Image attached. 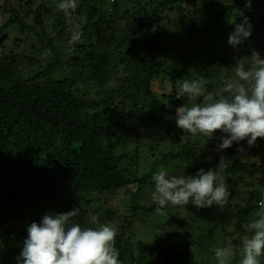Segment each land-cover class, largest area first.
<instances>
[{
    "label": "trees",
    "instance_id": "1",
    "mask_svg": "<svg viewBox=\"0 0 264 264\" xmlns=\"http://www.w3.org/2000/svg\"><path fill=\"white\" fill-rule=\"evenodd\" d=\"M111 1L77 0L76 10L67 14L56 9L60 0H24L20 10L11 3L0 4V264H18L13 256L22 252L31 224L27 217L37 210L48 211L53 203L63 205L65 212L80 208L72 222L85 227L89 225L88 211L97 213L100 220L110 215L101 208L99 212L103 196L134 184L144 188L146 177L137 173L139 158L144 149L152 155L156 148L137 140L136 156L131 157L132 139L139 135L126 126L148 107H157L168 116L155 113L149 118L155 130L161 136L175 134L176 146L185 147L168 155L187 161L180 172L195 175L201 168H215L223 155L229 160L223 173L238 175L241 182L256 177L258 188L247 193L246 207L238 214L225 210L219 217L223 229L235 221L236 237L226 239L234 251V264H239L242 241L250 236L243 226L258 210L264 190V144L252 147L248 157L258 160V154L261 158L254 163L237 151H245V140L233 142L217 155L219 138L224 135L219 130L207 140L177 127L176 108L191 101L186 96L178 99L176 92L184 80L204 77L210 81L208 91L227 95L221 92V74L226 78L234 75L232 57L241 53L249 59L257 51L264 58V0H251V7L245 6L246 0ZM168 13L176 17L164 29L159 23ZM246 17L252 35L234 49L226 43V28L234 31ZM76 27L83 36L70 46L68 40ZM13 32L25 37L30 47L21 50L17 43L18 50H8ZM171 33L173 47H162ZM205 51L208 60L204 62L209 64L198 65ZM170 53L172 60L159 61ZM113 56L121 57L124 64L122 85L118 84L122 78L113 75ZM159 77L172 84L169 92L153 90ZM117 111L124 116L116 120L121 129L115 131L108 125ZM138 120L142 124L145 118ZM156 207H135L133 217L118 226L115 247L119 261L194 264L199 243L195 240L174 244L158 237L152 245L133 240L131 231L138 212H154ZM17 218L24 222L13 227ZM259 259L264 264V254Z\"/></svg>",
    "mask_w": 264,
    "mask_h": 264
},
{
    "label": "clouds",
    "instance_id": "2",
    "mask_svg": "<svg viewBox=\"0 0 264 264\" xmlns=\"http://www.w3.org/2000/svg\"><path fill=\"white\" fill-rule=\"evenodd\" d=\"M77 6V0H60L55 4L57 10L66 14L75 11ZM245 6L251 7V0H246ZM251 35L252 25L246 17L229 34L227 42L235 49ZM82 36L79 27L73 28L68 44L75 45ZM233 72L234 75L227 78L221 74V92L227 95L208 91L206 85L210 81L204 77L184 80L176 92L178 99L186 96L191 101L176 108L177 127L207 140L219 130L224 135L219 138L217 151L244 140L252 146L257 138H264V58L253 51L250 59H236ZM237 151L243 153L244 149ZM228 166L229 160L222 155L215 168L207 171L201 168L195 175L159 169L152 176L151 199L157 205L155 211L163 214L168 205L189 203L197 208L223 206L230 196L227 178L223 175ZM260 197L258 210L243 226L250 236L242 241L239 264H260L259 258L264 254V190L260 191ZM80 210L73 208L64 213L45 214L39 223L32 222L27 228L28 238L17 258L18 264H121L115 247L116 225L102 223L97 213L88 211L87 223L92 226L82 227L72 222ZM214 254L218 264H230L233 249L216 247Z\"/></svg>",
    "mask_w": 264,
    "mask_h": 264
},
{
    "label": "rangeland",
    "instance_id": "3",
    "mask_svg": "<svg viewBox=\"0 0 264 264\" xmlns=\"http://www.w3.org/2000/svg\"><path fill=\"white\" fill-rule=\"evenodd\" d=\"M23 1L24 0H1L0 4L1 6H3L4 4L8 6L11 3L15 10H20L22 9V4H24L22 3ZM130 8H132V5H130ZM175 17L176 15L173 16L172 13H168V15L161 18V22L159 24L164 29L169 28L171 20H173ZM226 30L228 33L226 37L227 43L229 34L233 32V29L229 26L226 28ZM173 37V34L165 37L162 42V47H173ZM24 40L25 37H21L16 32L11 33L8 50H18L19 47L22 50L24 48L30 47V45L26 44ZM17 43H19L18 48ZM201 43L202 41L200 42V44ZM173 54L174 49H172V55ZM172 55L170 53L169 57L162 56L160 57L159 61L164 63L168 62V60H172ZM216 55L222 54L220 52H216ZM44 57L46 56L44 55L43 58ZM203 57L204 59H200L198 61V65L203 66L209 64L207 62H204V60H208L207 51L204 52ZM112 58L113 75H116V78L121 80V78L123 77L122 70L124 64L121 60V57L118 58L113 56ZM238 58H244L247 60V58H245V55L241 53L234 55L231 60L233 68L236 59ZM164 63L161 64L164 65ZM163 68L164 67L162 66V74L165 75L167 71ZM193 72L195 71L193 70ZM124 78H122V80L118 84L122 85L124 82ZM166 82L167 81L164 80L163 77L155 79L152 85L153 90L158 94H160L162 91L169 92L171 90L172 84L170 82ZM119 112L120 111L113 113L109 120L108 126L114 128L115 131L121 129V127L116 124V120H119L118 118L121 117L120 115H123L122 113H120L119 115ZM155 113L161 114L163 117H168L161 111V109L157 107H148L146 112H143V114H138L137 119L131 120L130 125L126 126L127 129H130L132 131V133L135 132L134 134L139 135V137L132 139L133 142L129 148H133L131 157L136 156V149L134 147L136 146L137 140L142 141L146 146L148 144H152L154 148H156V151H154L152 155L150 154V152H148L147 149H144V153L139 158V167L137 168V173L140 178L146 177L147 183L145 184L143 189L138 188V185L134 184L129 188L122 189L111 196H103L101 198V203L104 204L99 206V212L101 208V210L107 213H111L105 219L100 220V222L102 223H112L118 228V226L121 225L124 220H126L125 218L133 217L135 207L142 206L149 208L155 205V203L151 199V194L154 191V182L152 181V176L159 169L163 168L166 171L172 173H178L186 169V160L176 161L175 159L168 158L169 154H176L177 152H181L185 149V147L183 145L178 147L176 146L177 143L174 141V139L176 138L175 134L171 136L163 134V136H161V133H158V131L155 130L156 126L153 125V121L149 119ZM140 116H142L143 119L145 118V121L143 120L144 123L142 122V124H139L138 118ZM127 121L128 123L130 122V120ZM183 142V144H186L187 140H184ZM245 142V159H249V161L253 163L260 161L261 158L258 156V154V160H256L255 158L250 159L248 157L250 156L249 153L254 145L249 146L247 140H245ZM255 144H264V138L256 141ZM222 152L223 150L219 151L217 155L221 156ZM204 153L205 151L203 150L202 154ZM217 155H209V157H216ZM133 170H135V168H133ZM223 175L227 178V183L230 190V196L226 204H224L223 206L213 205L210 208H197L191 203L186 206L168 205L163 214H158L156 211L147 212L140 210L134 218L135 224L131 231L133 240L140 241L149 245L156 244L158 237H163L166 242L174 244H181L190 240H195L199 243L194 249V264H218L214 254L215 248L221 246H230L228 243V239H226L227 236H231L232 238L236 237L234 227L235 221L228 223V225H225L226 228L223 229L219 225L221 221L219 219L220 214L225 210H227V213L229 214H238L240 209L246 207V201L248 197L247 193L255 188H258L256 177H246L244 181L241 182V180L237 179L238 175L228 173H223ZM65 211L66 210H64L63 205H61L60 203H53L51 205H48V211L37 210L35 214L29 215L26 222H36L37 218H42V216L45 214L54 215L55 213H64ZM112 213H114L115 216H113ZM170 218H173V221H170ZM227 218L228 216H226V219ZM23 222L24 220L21 218L14 219L12 221V226H22ZM88 226L89 225H86L85 227ZM213 229H215L214 232L211 231ZM201 244H203V247H200ZM20 255L21 252H18L15 256H13V258L17 260ZM233 256L234 251L232 257L230 258V264H234Z\"/></svg>",
    "mask_w": 264,
    "mask_h": 264
}]
</instances>
